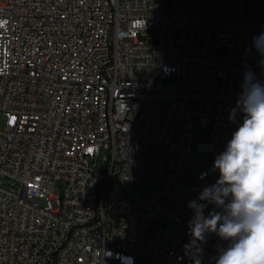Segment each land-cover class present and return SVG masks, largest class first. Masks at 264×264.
Instances as JSON below:
<instances>
[{
  "label": "built area",
  "instance_id": "obj_1",
  "mask_svg": "<svg viewBox=\"0 0 264 264\" xmlns=\"http://www.w3.org/2000/svg\"><path fill=\"white\" fill-rule=\"evenodd\" d=\"M262 32L264 0H0V264H215L188 203Z\"/></svg>",
  "mask_w": 264,
  "mask_h": 264
},
{
  "label": "clouds",
  "instance_id": "obj_2",
  "mask_svg": "<svg viewBox=\"0 0 264 264\" xmlns=\"http://www.w3.org/2000/svg\"><path fill=\"white\" fill-rule=\"evenodd\" d=\"M253 46L264 75V32L253 38ZM241 89L228 119L236 123L241 114L242 122L214 159L218 179L188 203L193 211L190 244L204 242L212 233L227 242L217 247L215 264H264V80L246 67ZM208 204L214 209L205 215ZM193 264H201L199 255Z\"/></svg>",
  "mask_w": 264,
  "mask_h": 264
},
{
  "label": "rangeland",
  "instance_id": "obj_3",
  "mask_svg": "<svg viewBox=\"0 0 264 264\" xmlns=\"http://www.w3.org/2000/svg\"><path fill=\"white\" fill-rule=\"evenodd\" d=\"M167 14L169 15L171 14V12L168 11ZM183 131L186 132V137H184L183 140V147L186 148L189 146L190 139H198L203 135H208L211 132V129L210 127L202 128L200 126H197L194 123V121H191V127L185 128ZM104 155L105 152L102 150L100 157H104ZM0 185L6 186L5 179H3L2 177H0ZM64 188H65L64 180L63 179L57 180L55 183V190L58 192L60 196L63 194ZM161 222H163V219L161 220Z\"/></svg>",
  "mask_w": 264,
  "mask_h": 264
}]
</instances>
